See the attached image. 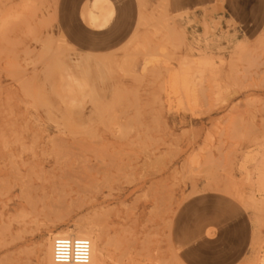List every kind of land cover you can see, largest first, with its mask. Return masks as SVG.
Masks as SVG:
<instances>
[{
	"label": "rangeland",
	"instance_id": "obj_1",
	"mask_svg": "<svg viewBox=\"0 0 264 264\" xmlns=\"http://www.w3.org/2000/svg\"><path fill=\"white\" fill-rule=\"evenodd\" d=\"M111 1L0 0V264H264V0Z\"/></svg>",
	"mask_w": 264,
	"mask_h": 264
},
{
	"label": "bare ground",
	"instance_id": "obj_2",
	"mask_svg": "<svg viewBox=\"0 0 264 264\" xmlns=\"http://www.w3.org/2000/svg\"><path fill=\"white\" fill-rule=\"evenodd\" d=\"M22 13V12H21ZM176 92V91H175ZM257 180L260 183L258 191L264 192V172L257 173ZM80 221V220H79ZM83 221V220H82ZM90 223V222H88ZM85 222L66 224L64 230L56 231L48 241L46 259L48 264H55L52 258V242L56 236L84 237L91 242V256L88 264H99V256L105 253V245L101 237L94 235L92 226ZM105 247V248H104Z\"/></svg>",
	"mask_w": 264,
	"mask_h": 264
},
{
	"label": "built area",
	"instance_id": "obj_3",
	"mask_svg": "<svg viewBox=\"0 0 264 264\" xmlns=\"http://www.w3.org/2000/svg\"><path fill=\"white\" fill-rule=\"evenodd\" d=\"M91 242L84 237L56 236L52 242V258L55 264H88Z\"/></svg>",
	"mask_w": 264,
	"mask_h": 264
},
{
	"label": "crops",
	"instance_id": "obj_4",
	"mask_svg": "<svg viewBox=\"0 0 264 264\" xmlns=\"http://www.w3.org/2000/svg\"><path fill=\"white\" fill-rule=\"evenodd\" d=\"M114 13L111 0H90V4L85 5L82 10V19L91 27L83 26L82 23H74L71 29L72 38L78 39L82 36H91L97 31L107 27Z\"/></svg>",
	"mask_w": 264,
	"mask_h": 264
}]
</instances>
